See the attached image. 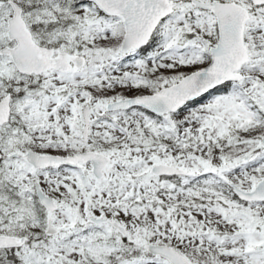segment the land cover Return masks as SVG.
<instances>
[{
    "label": "snow or ice",
    "instance_id": "1",
    "mask_svg": "<svg viewBox=\"0 0 264 264\" xmlns=\"http://www.w3.org/2000/svg\"><path fill=\"white\" fill-rule=\"evenodd\" d=\"M0 264H264V0H0Z\"/></svg>",
    "mask_w": 264,
    "mask_h": 264
}]
</instances>
